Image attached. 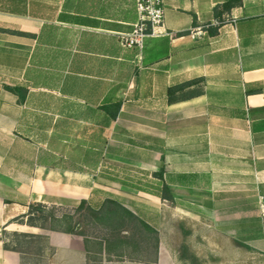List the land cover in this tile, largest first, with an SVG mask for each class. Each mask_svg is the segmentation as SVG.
<instances>
[{"label":"crops","instance_id":"obj_1","mask_svg":"<svg viewBox=\"0 0 264 264\" xmlns=\"http://www.w3.org/2000/svg\"><path fill=\"white\" fill-rule=\"evenodd\" d=\"M228 1L163 0V24L139 51L120 44L138 21L136 0H0V264H23L22 254L4 247L5 234L14 233L41 236L47 264H91L83 237L13 221L31 203L98 204L105 198L98 191L129 201L110 191L116 183L108 176H127L116 175L118 167H136L137 178L163 170L174 203L122 187L185 216L168 251L159 239L155 264L196 261L186 228L192 216L218 212L239 226L235 215L254 209L264 244L257 204L264 194V0H242L217 16ZM117 100L118 119L102 126L100 106ZM132 115L135 130L120 125ZM98 135L104 162L93 170ZM135 204L154 226L161 210ZM236 242L201 240L227 246L230 264L240 263ZM214 253V262L225 261ZM114 258L104 252L100 264L155 261Z\"/></svg>","mask_w":264,"mask_h":264},{"label":"trees","instance_id":"obj_2","mask_svg":"<svg viewBox=\"0 0 264 264\" xmlns=\"http://www.w3.org/2000/svg\"><path fill=\"white\" fill-rule=\"evenodd\" d=\"M242 0H230L223 4L219 8H216L215 13L218 16V10L230 12L234 7L241 4ZM175 90L172 88L170 94ZM123 102L120 100L107 102L100 106L99 110L102 115L106 118H102L100 123L102 126H108L110 121L115 122L118 119L119 113L122 109ZM97 152H90L92 162L95 161L97 166L91 169L97 170L100 163L104 162V146L105 139L103 135H98L96 138ZM87 159L89 157V152L84 154ZM95 158V159H94ZM135 172V174L127 173L125 180H119L117 178L109 179L118 185L125 186L139 192L150 194L159 197L161 200L174 203V195L169 188L167 182L164 178V171H160L154 174L149 172H143V176L137 178L138 170H129L127 172ZM103 173V174H101ZM100 174L104 177L103 167L101 168ZM105 198L101 200L98 204L93 205L90 200H82L80 204L73 209V214H63L61 216L57 215L58 208L54 205L48 206L43 203H31L28 207V212L16 219L13 222L19 224H25L30 227L39 228L42 230L59 232L69 235H78L83 237L86 250L88 252V258L90 263L93 262L92 255L94 253L90 245L93 243L94 246L98 247L97 254L102 255L104 252L106 255L112 253V255L117 258L127 257L124 255L123 249L125 247L135 244L137 240L141 243H153V248L155 254L157 255L158 243H159V232L147 222L143 215L139 214L137 210H132L135 208L136 204L134 201H128L125 198H119L112 194L100 192ZM85 212L95 223L102 226L106 231H108L109 237L101 241L100 243L94 244V242L88 238L79 234L80 225L75 221V216ZM7 234H5L6 236ZM15 238L14 241H9L4 244L7 250H12L22 254L21 250L18 248V244H25L27 246L31 245L33 241L42 242V237L31 234H19L14 233L10 235ZM240 247L247 250H251L249 246L236 242ZM151 245V244H150ZM41 248V247H40ZM114 249V250H113ZM42 251V249H39ZM95 261V260H94ZM99 263L102 259L97 260ZM156 263L155 261L153 262Z\"/></svg>","mask_w":264,"mask_h":264},{"label":"rangeland","instance_id":"obj_3","mask_svg":"<svg viewBox=\"0 0 264 264\" xmlns=\"http://www.w3.org/2000/svg\"><path fill=\"white\" fill-rule=\"evenodd\" d=\"M131 118H124L120 121L121 126H127L128 128L135 130L137 127V120L135 115L130 116ZM71 170V168H67ZM74 169V168H72ZM116 173V175L122 176L127 175V173L135 174V172H127L129 170H137L136 167H118L113 168ZM110 191L123 195L124 197L128 198L129 200L133 199V201L137 202V204H140L141 206H152L156 205L161 210V215L159 216V220L157 222H152L154 217L153 214H151L152 211H149L148 219L150 218V222L154 223V227L159 232V239H162V242L164 243V246H166V250H169V240L172 238L171 234L174 230H179V220L181 218H184V215H170V204L168 202L163 201H153L152 198L142 197L140 195L129 193V189L124 188L118 184H115L113 187H111ZM132 191V190H131ZM189 201L196 204L195 199H189ZM52 206V205H51ZM55 206V205H54ZM58 208L57 215L61 216L63 214H73V209L76 207H73L71 204H68L64 202L62 205H56ZM148 214V213H147ZM158 217V216H157ZM259 217V216H258ZM234 218L240 219L239 226L235 224V226H232L233 223V216L227 215V214H219L218 212H215L213 214H210L207 218H201L199 216H192L190 219L186 222V228L190 229L189 231V237L192 241V251L193 254L196 255V261L190 262L189 264H218V262H214L215 258H213L216 254L214 252H218L220 254L224 255L225 261L220 264H230L232 255L229 253V248L227 246L221 245V246H204L202 245L201 240L204 237H208L209 239H232L234 241H238L239 243L247 244V243H253L254 247H252L251 251L239 247L236 245V247L240 250V254L236 257L239 260V264H264V256H262L261 250L264 249V244L261 243L260 236L258 235V232L256 231L258 228V221L256 212L254 209H250L248 211H244L240 215H235ZM177 220V221H176ZM75 221L79 223V234H81L84 237L90 238L94 244L100 243L104 239L108 238V231H106L102 226L92 221V219L85 213L82 212L79 215L75 216ZM221 222L226 223L227 225H230L231 227H234L235 230L233 233L224 232V231H217V225ZM240 228V229H239ZM244 230H247V232H244ZM78 236V235H77ZM173 236V235H172ZM251 237V239H250ZM6 239L9 241H14L15 238H12L10 235H6ZM211 241V240H210ZM7 242V241H6ZM151 244V245H150ZM153 243H141L137 240L135 244H132L131 246L122 248L124 255L127 256V259H135V260H142V261H154L156 258V254L153 248ZM41 247V248H40ZM18 248L22 252L23 257V264H47L48 263V257L47 254L48 251L45 249L44 245L40 241H33V243L29 246L25 244H18ZM39 249H42L39 250ZM93 251L92 259L93 262L91 264H100L97 260L101 259V255H98L96 252L98 250L97 246L93 245ZM114 250V249H113ZM109 259H111L112 253L107 255ZM114 256V255H113ZM116 259L117 257L114 256ZM202 258H204L202 261ZM222 259V257H220ZM118 259V258H117ZM95 260V261H94ZM152 261V262H153ZM208 261V262H207Z\"/></svg>","mask_w":264,"mask_h":264},{"label":"built area","instance_id":"obj_4","mask_svg":"<svg viewBox=\"0 0 264 264\" xmlns=\"http://www.w3.org/2000/svg\"><path fill=\"white\" fill-rule=\"evenodd\" d=\"M136 8L138 21L130 34L121 37L120 44L127 50L142 51L144 40L148 36L156 35V30L163 24L164 2L163 0H136ZM257 204L264 242V194L257 195Z\"/></svg>","mask_w":264,"mask_h":264}]
</instances>
